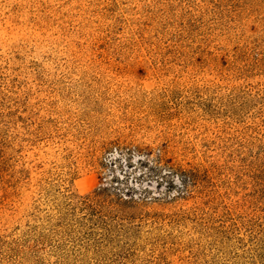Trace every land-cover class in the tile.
Here are the masks:
<instances>
[{"label": "rangeland", "instance_id": "1", "mask_svg": "<svg viewBox=\"0 0 264 264\" xmlns=\"http://www.w3.org/2000/svg\"><path fill=\"white\" fill-rule=\"evenodd\" d=\"M0 264H264V0H0Z\"/></svg>", "mask_w": 264, "mask_h": 264}, {"label": "trees", "instance_id": "2", "mask_svg": "<svg viewBox=\"0 0 264 264\" xmlns=\"http://www.w3.org/2000/svg\"><path fill=\"white\" fill-rule=\"evenodd\" d=\"M89 206L91 207V211H94V212L96 211L95 208H93V206H91L90 204H89Z\"/></svg>", "mask_w": 264, "mask_h": 264}]
</instances>
